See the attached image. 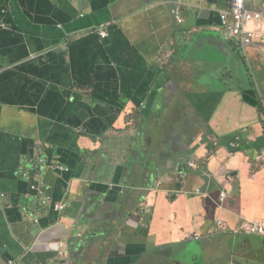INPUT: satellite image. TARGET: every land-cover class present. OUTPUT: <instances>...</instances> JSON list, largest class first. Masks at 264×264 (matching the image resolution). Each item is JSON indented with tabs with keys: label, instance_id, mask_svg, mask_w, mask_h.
I'll list each match as a JSON object with an SVG mask.
<instances>
[{
	"label": "crops",
	"instance_id": "obj_1",
	"mask_svg": "<svg viewBox=\"0 0 264 264\" xmlns=\"http://www.w3.org/2000/svg\"><path fill=\"white\" fill-rule=\"evenodd\" d=\"M173 2L0 0V264H264V0Z\"/></svg>",
	"mask_w": 264,
	"mask_h": 264
},
{
	"label": "built area",
	"instance_id": "obj_2",
	"mask_svg": "<svg viewBox=\"0 0 264 264\" xmlns=\"http://www.w3.org/2000/svg\"><path fill=\"white\" fill-rule=\"evenodd\" d=\"M221 20L228 29L229 37L238 45L244 47L251 45L254 40L253 33L245 29L246 24L252 20H261V14L247 11L245 0H232L230 9L221 14ZM100 35L104 39L108 37V33L105 30H101ZM41 163L44 164L43 161ZM26 177L29 178V175L27 174ZM65 208L62 207L61 210L64 211ZM249 231L252 234L264 236V226L260 223L252 224Z\"/></svg>",
	"mask_w": 264,
	"mask_h": 264
},
{
	"label": "water",
	"instance_id": "obj_3",
	"mask_svg": "<svg viewBox=\"0 0 264 264\" xmlns=\"http://www.w3.org/2000/svg\"><path fill=\"white\" fill-rule=\"evenodd\" d=\"M169 3L167 4V7L170 10V13L172 14L173 17V21L175 24H177V15H178V11H179V5L175 2H173V0H167Z\"/></svg>",
	"mask_w": 264,
	"mask_h": 264
},
{
	"label": "rangeland",
	"instance_id": "obj_4",
	"mask_svg": "<svg viewBox=\"0 0 264 264\" xmlns=\"http://www.w3.org/2000/svg\"><path fill=\"white\" fill-rule=\"evenodd\" d=\"M191 167H194V164H192ZM223 196H224V198H223ZM226 198H227V195L222 194V200H225Z\"/></svg>",
	"mask_w": 264,
	"mask_h": 264
}]
</instances>
